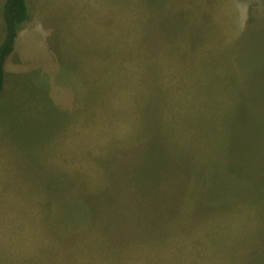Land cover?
<instances>
[{"label":"rangeland","instance_id":"rangeland-1","mask_svg":"<svg viewBox=\"0 0 264 264\" xmlns=\"http://www.w3.org/2000/svg\"><path fill=\"white\" fill-rule=\"evenodd\" d=\"M41 4L0 93V264H264V0Z\"/></svg>","mask_w":264,"mask_h":264},{"label":"crops","instance_id":"crops-1","mask_svg":"<svg viewBox=\"0 0 264 264\" xmlns=\"http://www.w3.org/2000/svg\"><path fill=\"white\" fill-rule=\"evenodd\" d=\"M24 1L27 7V18L18 27L13 50L5 61V64L6 62L8 64L9 60L14 58L13 66H15L17 60L20 59L22 54L21 52H23L24 46H26L25 44H27V42L31 43L35 35L41 34L40 23L44 21L46 17L51 15V14L45 15V13H43L41 0H24ZM4 2L5 0H0V43L3 41L5 36V24L2 15ZM50 4H56V3H50ZM52 9L57 12L59 17L62 16V10L64 9L62 4H60L59 6L52 7ZM46 10L49 11V9ZM5 64H4V84H3V89L0 93L7 96L11 92V89L13 87V81L11 80L12 73L10 76H8L7 72L5 73Z\"/></svg>","mask_w":264,"mask_h":264},{"label":"trees","instance_id":"trees-1","mask_svg":"<svg viewBox=\"0 0 264 264\" xmlns=\"http://www.w3.org/2000/svg\"><path fill=\"white\" fill-rule=\"evenodd\" d=\"M5 36L0 43V92L4 84V64L13 50L17 30L27 18V7L24 0H5L3 5Z\"/></svg>","mask_w":264,"mask_h":264}]
</instances>
